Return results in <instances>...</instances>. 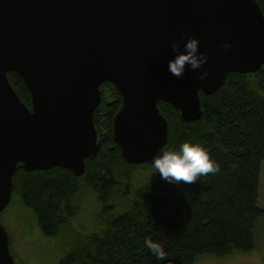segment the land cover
<instances>
[{"label":"water","instance_id":"obj_1","mask_svg":"<svg viewBox=\"0 0 264 264\" xmlns=\"http://www.w3.org/2000/svg\"><path fill=\"white\" fill-rule=\"evenodd\" d=\"M187 35L209 61L202 70L188 66L178 79L168 70L170 44ZM263 63L264 14L256 0H0V213L20 167L85 172L101 147L93 113L102 82L120 93L113 137L126 161L137 164L167 142L159 100L183 121L197 120L199 91L212 94L229 72H254ZM9 71L24 79L31 105ZM0 264H17L1 220Z\"/></svg>","mask_w":264,"mask_h":264},{"label":"trees","instance_id":"obj_2","mask_svg":"<svg viewBox=\"0 0 264 264\" xmlns=\"http://www.w3.org/2000/svg\"><path fill=\"white\" fill-rule=\"evenodd\" d=\"M264 14V0H256ZM19 97L31 105L24 79L9 71ZM101 102L93 113L101 147L86 160L85 172L64 166L14 175L12 200L32 209L46 236L65 235L59 264H193L201 257L222 258L255 248L254 228L264 218L258 205L264 160V63L254 72H229L212 94L199 91L202 114L183 121L169 102L158 101L168 125L162 149L199 143L220 163L216 175L179 185L154 173L152 159L129 163L112 131L121 96L112 82L100 84ZM136 178V184L133 179ZM93 191L99 202L93 228L72 224L80 197ZM118 195V196H116ZM11 200V201H12ZM159 242L167 259L159 261L144 244Z\"/></svg>","mask_w":264,"mask_h":264},{"label":"rangeland","instance_id":"obj_3","mask_svg":"<svg viewBox=\"0 0 264 264\" xmlns=\"http://www.w3.org/2000/svg\"><path fill=\"white\" fill-rule=\"evenodd\" d=\"M136 184V178L133 179ZM118 196V195H116ZM81 210L73 218L77 227L92 229L98 212L96 194L85 190L81 197ZM258 205L264 208V160L260 170ZM0 220L10 232L12 247L17 264H59L65 254V235L46 236L38 224L35 212L23 208L18 200H12L0 213ZM255 248L248 252H237L226 257H201L193 264H264V218L254 228Z\"/></svg>","mask_w":264,"mask_h":264},{"label":"clouds","instance_id":"obj_4","mask_svg":"<svg viewBox=\"0 0 264 264\" xmlns=\"http://www.w3.org/2000/svg\"><path fill=\"white\" fill-rule=\"evenodd\" d=\"M185 40L181 51V43ZM170 47L175 53V58L169 60L168 70L178 79L183 78L188 66L192 71L202 70L209 61L208 55L200 51V41L191 35L172 41ZM221 48L228 51L232 44L225 42ZM208 77V71H201L199 74L201 81L207 80ZM151 166L154 173H159L163 180L176 185L193 184L201 177L216 175L221 171L220 163L212 158L207 148L190 142L181 144L178 150L162 149L152 159ZM144 244L157 260L167 259V253L159 242L147 237Z\"/></svg>","mask_w":264,"mask_h":264}]
</instances>
